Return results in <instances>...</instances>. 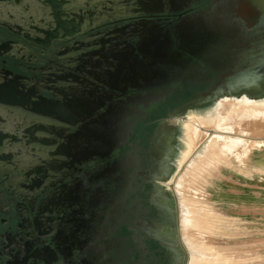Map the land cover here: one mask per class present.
Here are the masks:
<instances>
[{
  "label": "flooded vegetation",
  "instance_id": "flooded-vegetation-1",
  "mask_svg": "<svg viewBox=\"0 0 264 264\" xmlns=\"http://www.w3.org/2000/svg\"><path fill=\"white\" fill-rule=\"evenodd\" d=\"M59 1L0 0V264H186L185 125L184 158L263 58L264 0Z\"/></svg>",
  "mask_w": 264,
  "mask_h": 264
},
{
  "label": "rangeland",
  "instance_id": "rangeland-1",
  "mask_svg": "<svg viewBox=\"0 0 264 264\" xmlns=\"http://www.w3.org/2000/svg\"><path fill=\"white\" fill-rule=\"evenodd\" d=\"M263 79L264 66L244 77L249 83ZM238 101L223 97L211 120H196L199 141L184 158L185 125L173 181L186 264H264V118L247 117ZM213 134L243 140L235 154L212 163L218 149L204 145Z\"/></svg>",
  "mask_w": 264,
  "mask_h": 264
},
{
  "label": "bare ground",
  "instance_id": "bare-ground-1",
  "mask_svg": "<svg viewBox=\"0 0 264 264\" xmlns=\"http://www.w3.org/2000/svg\"><path fill=\"white\" fill-rule=\"evenodd\" d=\"M238 106L239 105H241V106H245L246 107V109H247V114H245L247 117H251V116H253V118H255V117H257V118H264V101L263 102H247L246 100L244 101V100H239L238 101V104H237ZM238 109H240L241 111H242V109L241 108H238ZM239 110V112H241ZM237 113V112H236ZM244 113V112H243ZM242 113V115H243V117L245 116L244 114ZM229 114V113H228ZM231 114V113H230ZM241 114V113H240ZM239 114V115H240ZM226 116V115H225ZM241 116V115H240ZM235 117H237L236 115H235ZM242 117V116H241ZM242 117V118H243ZM239 118V117H238ZM237 118V119H238ZM252 118V117H251ZM250 118V119H251ZM224 119H226V118H224ZM249 119V120H250ZM198 122L199 121H202V122H205L203 119H196ZM245 119L243 118V120H242V122L244 121ZM252 120V119H251ZM255 120V119H254ZM224 121V120H223ZM240 121H241V119H240ZM263 122V121H262ZM223 122H221V124H222ZM239 123H241V122H239ZM249 124V123H248ZM261 124V123H260ZM220 125V124H219ZM217 126V125H216ZM215 126V127H216ZM218 127V126H217ZM217 127H216V129H214V130H212V131H214V133H216L217 131H219V129H217ZM221 127V125L218 127V128H220ZM257 128V127H256ZM195 129V130H194ZM197 128L195 127V123L194 124H192V127H191V129H190V137H191V142H192V146H194L196 143H197V141H199V131L198 130H196ZM261 131H262V129H261ZM251 132V131H250ZM255 132V131H254ZM214 135V136H213ZM212 136V138L210 139L209 138V141L204 145V148L205 149H208V150H211V148L212 149H218V152H216V158H215V161L214 162H212V163H215L216 161H220V160H222V159H224V158H226V157H229V155L230 154H235V152H236V150H237V147H238V145L239 144H241V142H242V140L243 139H241V140H239V139H233V138H228V139H224L223 137H221L220 135L218 136V135H216V134H213ZM213 152H215V151H213ZM244 156V155H243ZM212 163H210V164H212ZM209 164V165H210ZM208 165V166H209Z\"/></svg>",
  "mask_w": 264,
  "mask_h": 264
},
{
  "label": "water",
  "instance_id": "water-1",
  "mask_svg": "<svg viewBox=\"0 0 264 264\" xmlns=\"http://www.w3.org/2000/svg\"><path fill=\"white\" fill-rule=\"evenodd\" d=\"M49 4L53 6V8H57L58 10L61 9V1L59 0H47ZM59 13V12H58ZM59 15V14H57ZM264 66V56L260 60V62L252 68L251 71L242 72L239 75L235 76L233 80L229 81L226 85H222L218 87V89L215 91L214 99H218L221 95H227L228 97H232L233 93H237L238 91L242 89H249V87L257 86L258 83L261 81H256L253 83L246 82L244 80L245 75L251 73L252 71L262 68Z\"/></svg>",
  "mask_w": 264,
  "mask_h": 264
}]
</instances>
